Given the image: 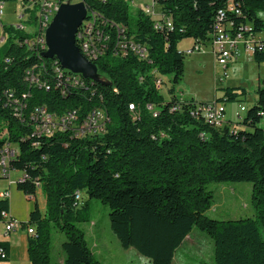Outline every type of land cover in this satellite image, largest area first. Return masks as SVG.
Here are the masks:
<instances>
[{
	"label": "trees",
	"instance_id": "1",
	"mask_svg": "<svg viewBox=\"0 0 264 264\" xmlns=\"http://www.w3.org/2000/svg\"><path fill=\"white\" fill-rule=\"evenodd\" d=\"M155 3L171 28L156 31L150 17L141 10L132 17L130 6L121 0H85L89 10L99 11L145 44L149 56L143 61L104 48V57L92 60L100 78H105L103 83L82 76L85 83L61 80V88L72 91L67 96L27 84L28 70L39 67L40 74H48L51 63L60 64L24 46L22 31L5 28L8 37L0 47V153L7 144L15 145L18 153L9 171L25 176L17 182V190L28 197L41 191L45 198V210L35 205L26 222L34 228L28 238L31 264H51L53 230L66 238L64 264H102L78 226L87 220L88 202L78 203L77 192L107 205L111 230L122 248L135 249L149 264H174L176 251L194 229L213 240L215 264H264V129L260 128L264 87L257 89L255 105L238 125L226 122L223 129L193 113L211 102H236L247 96L246 90L227 88L223 98L202 103L180 98L175 91L185 74L186 55L178 50L179 43L193 39L194 47L212 45L220 11L225 12L222 23L233 37H261L264 44V0ZM231 4L240 15L229 11ZM35 12L30 18L36 19ZM116 38L117 28H110L107 39ZM122 44L132 49L131 36H122ZM253 59L259 66L264 63V46ZM157 76L170 78L169 100L157 89ZM8 92L21 100L28 95L25 121L9 106ZM36 107L58 116L78 110L81 118L103 109L106 132L86 138L71 132L36 136L29 121ZM216 182L250 184L255 217L210 218L214 195L207 187ZM1 211H9V199L0 200ZM0 249L7 256L0 261L7 262L9 244L0 242Z\"/></svg>",
	"mask_w": 264,
	"mask_h": 264
},
{
	"label": "built area",
	"instance_id": "2",
	"mask_svg": "<svg viewBox=\"0 0 264 264\" xmlns=\"http://www.w3.org/2000/svg\"><path fill=\"white\" fill-rule=\"evenodd\" d=\"M98 3H105L107 0H94ZM127 3L130 7L134 6L141 10L146 16L150 17L153 22V27L156 31H163L165 28H171L170 20L163 18L159 10L156 7L155 0H152V6H145L141 4L136 6L138 0H121ZM84 2L85 0H80ZM17 9L14 11L20 24L10 25L4 24L1 18L4 15V8L6 3L0 1V47L4 45L7 40L6 26H12L17 30L22 31L26 36L23 45L26 46L32 52L42 53L47 50V45L43 44V35L46 34L47 29L52 23L60 6L63 4H73L72 0H18ZM27 3H34V10L39 11V16H43V23H35V18H28ZM86 6V5H85ZM88 14V26L84 29V34H81V39H78V44L85 47L89 53H93L96 59L104 57V48H111L114 52L120 55H134L140 60H147L149 56V48L140 42H137L132 35H128L126 28L117 25L114 22L106 19L103 14L97 10H89ZM229 11L235 12L240 15V11L235 9L231 4ZM225 18V12L220 11L217 23L215 25V39L212 43L213 53L215 55V62L217 65L227 68L229 61L237 60L240 53L243 51L246 56L253 57L257 50H262L263 38L250 36L244 38L242 34L233 37L228 31L226 26L222 23ZM110 28H117V38L107 39V31ZM122 36H131L132 49H124L122 44ZM201 46H195L191 50L184 52L186 56H191L195 51H200ZM242 50V51H241ZM46 65V64H41ZM52 73L40 74L39 67H35L28 70L25 76V81L30 87H37L42 90L60 92L61 96H67L72 91H66L61 88V80H68V82L85 83L79 76H73V73L61 69L58 64L51 63ZM165 78L157 76L156 87L158 90H162L164 86ZM8 104L14 109L15 113H18V118L25 121L24 111L27 105L24 101L28 98V95H23L21 100L16 96L14 92H8L7 94ZM131 110V106H129ZM149 109L151 107L149 106ZM36 111H48L45 107H36L29 116L30 125L33 128V134L36 136L49 137L60 132H71L76 138H86L92 135L104 134L106 132V126L108 120H106V111L103 109H94L86 117L81 118L78 110H70L62 116H58L54 113V118H40V120H33V113ZM241 112H246V108L241 106ZM201 113L203 118L216 125L220 129L226 126V109L223 103L211 102L198 107L197 115ZM241 114L238 113V117ZM17 150L11 145L7 144L0 153V176L3 179H8L10 176L9 164L17 155ZM25 179V176L17 181L21 182ZM16 182V184H17ZM13 182H11L12 184ZM15 184V183H14ZM4 199H9V193H4ZM76 201L82 202L81 193L77 192ZM0 223L4 226L6 235H9L16 231L26 230L28 235H34V228L28 227L26 223L20 222L18 219L13 218L9 211L0 212ZM6 253L3 249H0V258L6 259Z\"/></svg>",
	"mask_w": 264,
	"mask_h": 264
},
{
	"label": "rangeland",
	"instance_id": "3",
	"mask_svg": "<svg viewBox=\"0 0 264 264\" xmlns=\"http://www.w3.org/2000/svg\"><path fill=\"white\" fill-rule=\"evenodd\" d=\"M54 1V0H50ZM73 4L80 0H72ZM152 0H138L136 6L141 4L152 6ZM18 3H6L1 21L4 24L19 25L21 20L14 11ZM136 7L131 6L132 17L135 16ZM158 9V8H157ZM193 39H186L179 43L178 50L185 52L194 47ZM200 51H195L191 56L185 57V74L183 80L176 85V95L184 99H193L198 103L211 102L223 98L224 89L242 88L247 96L240 97L236 102H222L226 109V118L234 126L246 116L256 103L257 89L264 87V63L260 66L253 57L246 56L243 51L237 60L229 61L226 69L216 64L212 45L201 46ZM102 80H105L102 77ZM165 86L161 94L169 100V89L172 87L170 78H165ZM246 108L241 112L240 107ZM238 113L241 118H238ZM264 129V116L260 123ZM13 147H16L13 145ZM13 177H16L13 175ZM0 177V182H4ZM6 182V181H5ZM207 191L214 195L213 208L208 216L219 221L240 220L255 217L252 206V186L247 183H211ZM82 206L88 202L87 220L78 223L86 234V240L96 259L102 264H149V260L140 255L135 249H124L113 234L110 227V209L100 201L88 200L85 192L82 193ZM264 238V230H262ZM183 246L176 251L174 264H215L214 243L205 233L194 229ZM66 238L63 233L53 230L51 264H64L62 244ZM29 264V263H20Z\"/></svg>",
	"mask_w": 264,
	"mask_h": 264
},
{
	"label": "water",
	"instance_id": "4",
	"mask_svg": "<svg viewBox=\"0 0 264 264\" xmlns=\"http://www.w3.org/2000/svg\"><path fill=\"white\" fill-rule=\"evenodd\" d=\"M86 19L84 2L61 5L46 31L47 50L43 58L55 59L62 69L92 82L103 83L96 64L85 58L76 44L78 30Z\"/></svg>",
	"mask_w": 264,
	"mask_h": 264
},
{
	"label": "crops",
	"instance_id": "5",
	"mask_svg": "<svg viewBox=\"0 0 264 264\" xmlns=\"http://www.w3.org/2000/svg\"><path fill=\"white\" fill-rule=\"evenodd\" d=\"M226 122L232 123L229 118H226ZM13 175L16 177H13ZM21 177L22 174L20 172L12 171L8 179L3 180L4 182H0V200L4 199V193L8 192L9 214L13 218L18 219L20 222L26 223L29 221L30 214L35 205H38L40 210H45V198L41 191H38L35 197L25 196L23 193L18 191L16 182ZM11 182L13 183L11 184ZM28 238L29 235L25 229L6 235L4 226L0 223V242H6L9 244L8 261H0V264H31L28 255ZM189 239L190 238L188 237L186 241H189Z\"/></svg>",
	"mask_w": 264,
	"mask_h": 264
},
{
	"label": "bare ground",
	"instance_id": "6",
	"mask_svg": "<svg viewBox=\"0 0 264 264\" xmlns=\"http://www.w3.org/2000/svg\"><path fill=\"white\" fill-rule=\"evenodd\" d=\"M27 11H28V18H30L31 15L35 12L34 3H27ZM35 13H36L35 23H43V16H39V11H36ZM87 26H88V14H87V19L83 21L81 27L78 30L77 37H76V44H78V39H81V34H84V29ZM43 44H46L45 35H43ZM77 46L80 52L82 53V55L85 58H87L90 62H92V60H96L95 54L89 53L87 50H85L84 46H81V44H78ZM73 76H81V75L73 74ZM131 109H133V106H131ZM40 118H54V115L47 113V111H36V113L33 114V120H40ZM206 122L216 127V125H213V123H210L208 121ZM216 128H219V127H216Z\"/></svg>",
	"mask_w": 264,
	"mask_h": 264
}]
</instances>
